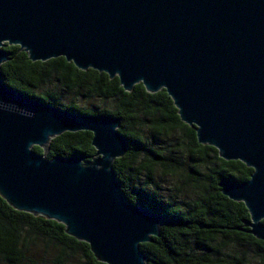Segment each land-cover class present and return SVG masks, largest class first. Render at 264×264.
Segmentation results:
<instances>
[{
    "label": "water",
    "instance_id": "1",
    "mask_svg": "<svg viewBox=\"0 0 264 264\" xmlns=\"http://www.w3.org/2000/svg\"><path fill=\"white\" fill-rule=\"evenodd\" d=\"M31 61L64 57L118 77L125 91L165 89L200 144L253 169L221 192L243 202L264 241V0H0V195L65 225L99 262L147 264L140 245L171 219L127 200L113 168L128 150L121 118L80 114L8 86L5 44ZM93 134L95 157L47 158L53 138ZM43 149L36 153L33 147Z\"/></svg>",
    "mask_w": 264,
    "mask_h": 264
},
{
    "label": "trees",
    "instance_id": "2",
    "mask_svg": "<svg viewBox=\"0 0 264 264\" xmlns=\"http://www.w3.org/2000/svg\"><path fill=\"white\" fill-rule=\"evenodd\" d=\"M3 49L10 59L1 71L13 89L64 110L121 118L119 131L128 139V150L113 168L127 200L174 222L140 245L147 264H264V241L245 227L248 209L223 195L220 187L225 178L248 181L253 169L241 161H226L214 147L200 144L165 89L149 93L139 83L128 92L118 77L80 70L64 57L33 62L17 45L6 43ZM176 133L174 145L162 144L164 137ZM92 138L89 131L65 132L51 140L47 158L84 155L91 160L96 154ZM33 150L43 153L37 146ZM157 173L179 179L175 194L162 195ZM184 188L191 192L189 200L177 194ZM65 229L57 221L14 209L0 195V264H47L45 256L52 257V264H106L96 259L88 243ZM236 246L248 252H232Z\"/></svg>",
    "mask_w": 264,
    "mask_h": 264
},
{
    "label": "rangeland",
    "instance_id": "3",
    "mask_svg": "<svg viewBox=\"0 0 264 264\" xmlns=\"http://www.w3.org/2000/svg\"><path fill=\"white\" fill-rule=\"evenodd\" d=\"M82 105V104H81ZM100 107H104L103 104L100 105ZM108 108H111L110 105H107ZM176 137H177V133L170 135L168 137H164L162 140V144L165 146L167 144L169 145H174L176 142ZM177 146H174V149ZM168 148L173 149L172 146H169ZM155 182L157 184V187L159 189V191L162 193V195H164L165 197H168L171 194H175V185L180 184L179 183V179L177 177H171V176H164L160 173H157L155 176ZM177 194H179L181 197L189 200L192 195L189 189H183L181 191V193L177 192ZM246 251V253L248 252V250L245 247L242 246H236L235 248L232 249V252H237L239 254H242ZM47 257V258H46ZM52 257L50 256H45V259H47V264H52L50 263V259Z\"/></svg>",
    "mask_w": 264,
    "mask_h": 264
}]
</instances>
